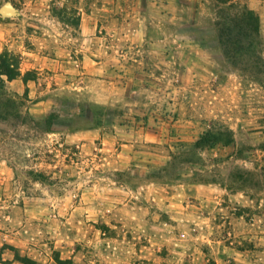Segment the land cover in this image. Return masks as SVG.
Returning a JSON list of instances; mask_svg holds the SVG:
<instances>
[{"label": "rangeland", "instance_id": "rangeland-1", "mask_svg": "<svg viewBox=\"0 0 264 264\" xmlns=\"http://www.w3.org/2000/svg\"><path fill=\"white\" fill-rule=\"evenodd\" d=\"M5 49L0 264H264V0H0Z\"/></svg>", "mask_w": 264, "mask_h": 264}, {"label": "trees", "instance_id": "trees-1", "mask_svg": "<svg viewBox=\"0 0 264 264\" xmlns=\"http://www.w3.org/2000/svg\"><path fill=\"white\" fill-rule=\"evenodd\" d=\"M235 18L237 25L241 28H244L247 31L248 35L259 34L260 19L254 10L248 8L246 5H243L242 8L238 9V11L236 12ZM233 44H236V42ZM236 56H240V54L234 55L233 53H230L229 59H232L234 61V58L236 59ZM19 76H21L19 58L15 53L9 51L8 49H5L0 53V104L3 103L1 105H4H0V120H8L6 117L9 113V110H13L17 118L21 117V114L19 113L17 107V100L9 94L8 90L5 87L6 80H12ZM24 79L27 81L26 78ZM22 260L25 262L26 258L24 257ZM58 262L60 264H67V261L61 259H58ZM183 264L192 263L185 262ZM209 264H215V261L210 260Z\"/></svg>", "mask_w": 264, "mask_h": 264}, {"label": "water", "instance_id": "water-1", "mask_svg": "<svg viewBox=\"0 0 264 264\" xmlns=\"http://www.w3.org/2000/svg\"><path fill=\"white\" fill-rule=\"evenodd\" d=\"M2 10H3V12L8 13V14H13L14 13V8L9 3H6L3 6Z\"/></svg>", "mask_w": 264, "mask_h": 264}]
</instances>
